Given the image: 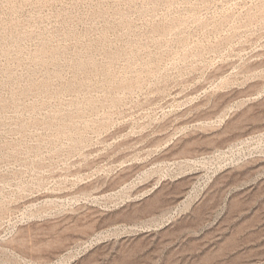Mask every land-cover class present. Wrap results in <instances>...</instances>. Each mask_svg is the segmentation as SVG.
Returning <instances> with one entry per match:
<instances>
[{"label":"rangeland","instance_id":"rangeland-1","mask_svg":"<svg viewBox=\"0 0 264 264\" xmlns=\"http://www.w3.org/2000/svg\"><path fill=\"white\" fill-rule=\"evenodd\" d=\"M0 264H264V0H0Z\"/></svg>","mask_w":264,"mask_h":264}]
</instances>
